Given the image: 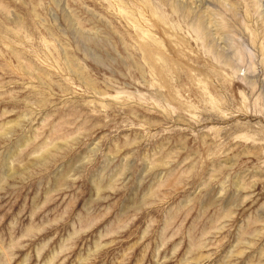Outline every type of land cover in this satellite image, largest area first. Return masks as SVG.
<instances>
[{"label": "rangeland", "instance_id": "374dc122", "mask_svg": "<svg viewBox=\"0 0 264 264\" xmlns=\"http://www.w3.org/2000/svg\"><path fill=\"white\" fill-rule=\"evenodd\" d=\"M0 264H264V0H0Z\"/></svg>", "mask_w": 264, "mask_h": 264}, {"label": "bare ground", "instance_id": "6f19581e", "mask_svg": "<svg viewBox=\"0 0 264 264\" xmlns=\"http://www.w3.org/2000/svg\"><path fill=\"white\" fill-rule=\"evenodd\" d=\"M27 236V235H26ZM28 237V236H27ZM20 248V247H19Z\"/></svg>", "mask_w": 264, "mask_h": 264}]
</instances>
